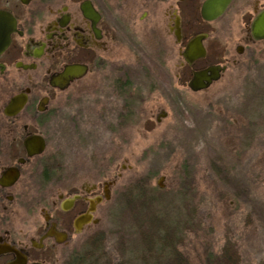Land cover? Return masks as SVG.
Listing matches in <instances>:
<instances>
[{
    "label": "rangeland",
    "instance_id": "obj_1",
    "mask_svg": "<svg viewBox=\"0 0 264 264\" xmlns=\"http://www.w3.org/2000/svg\"><path fill=\"white\" fill-rule=\"evenodd\" d=\"M198 9L189 33L229 36L220 21H202ZM150 10L156 20L129 23L132 32L146 26L139 30L138 46L128 45L126 25L119 21L121 40L113 57L103 61L106 71L63 111V120L55 121L52 144L61 153L67 149L69 162L114 165V173L123 175L119 183H130L128 200L143 195L157 209L189 264H210L227 242L242 264H264V53L244 56L243 64L208 90L193 92L187 86L190 69L166 49L172 43L162 16L166 5ZM124 72L131 81L130 119L126 129L113 134L108 127L117 126L125 103L113 95L111 82ZM125 200L127 195H115L109 204L111 213L100 227L104 236H98L104 239L101 250L109 261L143 264ZM92 249L84 242L66 251L82 256Z\"/></svg>",
    "mask_w": 264,
    "mask_h": 264
},
{
    "label": "flooded vegetation",
    "instance_id": "obj_2",
    "mask_svg": "<svg viewBox=\"0 0 264 264\" xmlns=\"http://www.w3.org/2000/svg\"><path fill=\"white\" fill-rule=\"evenodd\" d=\"M205 2L0 0V35L7 37L0 52V264H125L93 254L101 250L94 245L99 235L104 236L100 227L111 213L109 204L115 195H131L130 183L122 186V173L115 174L109 162L67 161V149L61 153L55 148L50 134L55 121L65 118L63 111L82 97L83 90L96 86L106 71L103 61L113 57L121 40L119 21L126 25L128 45L138 46L139 30L146 26L132 32L129 23L154 18L150 9L155 5H166L162 16L172 40L166 49L182 58L181 67L190 69L188 87L195 72L217 68L219 78L204 89L208 90L231 67L243 64L244 56L264 53V39H255L252 32L264 12V0H231L212 22L201 16ZM196 8L202 21H220L229 36L220 39L215 33L212 39L214 33L208 31L189 33ZM199 36H204L200 43L205 56L189 64L184 53ZM127 76L124 72L111 82L113 95L125 103L117 126L108 127L113 134L126 129L130 119ZM161 115L168 116L165 111ZM84 242L93 248L92 255L87 250L82 256L66 251Z\"/></svg>",
    "mask_w": 264,
    "mask_h": 264
},
{
    "label": "trees",
    "instance_id": "obj_3",
    "mask_svg": "<svg viewBox=\"0 0 264 264\" xmlns=\"http://www.w3.org/2000/svg\"><path fill=\"white\" fill-rule=\"evenodd\" d=\"M126 197V195H125ZM131 206L133 224L140 237L143 253L140 257L143 264H189L179 250V239L173 234L169 224L157 209L138 196L134 201L126 200ZM146 207V208H145ZM100 241V240H99ZM101 242L94 246L101 249ZM103 255V250L99 251ZM92 255L90 252L89 255ZM210 264H242L241 255L234 245L227 242L221 253L213 258ZM208 264V263H207Z\"/></svg>",
    "mask_w": 264,
    "mask_h": 264
},
{
    "label": "water",
    "instance_id": "obj_4",
    "mask_svg": "<svg viewBox=\"0 0 264 264\" xmlns=\"http://www.w3.org/2000/svg\"><path fill=\"white\" fill-rule=\"evenodd\" d=\"M231 0H206L201 9V16L203 20L207 22H212L217 20L225 10L228 8ZM178 24V22L176 23ZM1 31V30H0ZM179 28H177V35L179 33ZM253 36L255 39H264V12L257 18L252 27ZM2 35V36H1ZM0 35V52L1 48L6 45L7 37L3 34ZM204 36H199L189 43L187 49L184 53V57L187 63L191 64L197 58L205 56V50L202 47L200 40ZM219 70L217 68H211L205 71L195 72L193 78L189 83V87L192 91L198 92L204 90L210 86V84L218 80ZM40 144H43L40 142ZM42 146V145H41ZM40 152V151H38ZM162 187L161 185H159Z\"/></svg>",
    "mask_w": 264,
    "mask_h": 264
}]
</instances>
